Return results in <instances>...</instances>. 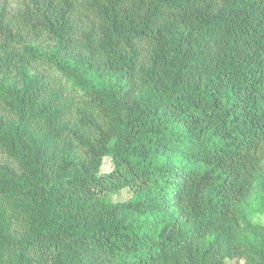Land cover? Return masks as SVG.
<instances>
[{"label": "trees", "instance_id": "1", "mask_svg": "<svg viewBox=\"0 0 264 264\" xmlns=\"http://www.w3.org/2000/svg\"><path fill=\"white\" fill-rule=\"evenodd\" d=\"M0 153V264H264V0L0 8Z\"/></svg>", "mask_w": 264, "mask_h": 264}, {"label": "rangeland", "instance_id": "2", "mask_svg": "<svg viewBox=\"0 0 264 264\" xmlns=\"http://www.w3.org/2000/svg\"><path fill=\"white\" fill-rule=\"evenodd\" d=\"M28 2V0H0V8H4L5 15L8 18H12L14 14L18 12V10L23 9L24 5ZM42 47L45 46L41 45ZM42 49H46L43 47ZM5 157L0 153V162H4ZM101 171L107 172L111 170V163L109 157H106L101 165ZM257 187H254L249 199L245 204H243L242 208L245 213H249V211L254 207L255 196L257 195ZM132 195V191L129 187H124L120 189L118 192L111 195L112 201H124L128 199ZM251 220L253 222H260L264 224V209L262 211L257 212L256 214L251 215ZM230 264H235V261H230ZM237 264H244L243 260L237 262Z\"/></svg>", "mask_w": 264, "mask_h": 264}]
</instances>
